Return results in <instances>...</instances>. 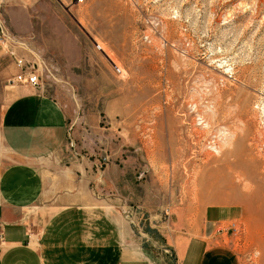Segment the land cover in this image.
<instances>
[{"label":"rangeland","instance_id":"1","mask_svg":"<svg viewBox=\"0 0 264 264\" xmlns=\"http://www.w3.org/2000/svg\"><path fill=\"white\" fill-rule=\"evenodd\" d=\"M18 17L65 114L54 161L130 241L175 264L177 236H206L264 264V0H38Z\"/></svg>","mask_w":264,"mask_h":264},{"label":"crops","instance_id":"2","mask_svg":"<svg viewBox=\"0 0 264 264\" xmlns=\"http://www.w3.org/2000/svg\"><path fill=\"white\" fill-rule=\"evenodd\" d=\"M36 2L2 0L18 38L29 23L18 15ZM19 72L0 43V264H159L156 250L137 247L118 216L92 199L84 174L54 161L65 114L42 89L9 84ZM171 247L175 264H236L231 248L211 237L177 236Z\"/></svg>","mask_w":264,"mask_h":264},{"label":"built area","instance_id":"3","mask_svg":"<svg viewBox=\"0 0 264 264\" xmlns=\"http://www.w3.org/2000/svg\"><path fill=\"white\" fill-rule=\"evenodd\" d=\"M72 1H74L77 5H81L84 2V0ZM0 43L10 48V53L15 60V64L20 70V72L9 81V84L31 86L33 88L42 89V73L40 72L39 65L36 62L37 58L31 56L30 51L27 53V55L17 52L19 49H21L22 52H26L27 43L23 38H18L15 36L1 19ZM114 68L117 72H119V69L116 67V65H114Z\"/></svg>","mask_w":264,"mask_h":264},{"label":"bare ground","instance_id":"4","mask_svg":"<svg viewBox=\"0 0 264 264\" xmlns=\"http://www.w3.org/2000/svg\"><path fill=\"white\" fill-rule=\"evenodd\" d=\"M204 125V124H203ZM207 125H204L203 127H206ZM208 128V127H207ZM225 138V137H224ZM212 144H214V142L212 143ZM218 144V143H217ZM209 149H211V151L213 152V153H216L217 154V152H218V149L216 148V146L215 145H211L210 147H209Z\"/></svg>","mask_w":264,"mask_h":264}]
</instances>
